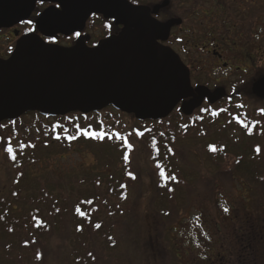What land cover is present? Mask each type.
<instances>
[{
  "label": "trees",
  "instance_id": "obj_1",
  "mask_svg": "<svg viewBox=\"0 0 264 264\" xmlns=\"http://www.w3.org/2000/svg\"><path fill=\"white\" fill-rule=\"evenodd\" d=\"M246 93L247 96L243 95V92L240 93V96L250 102H246V110L240 111L241 113H235L232 108L235 103L227 102L224 107L226 110L216 114L217 116L209 117L207 109L203 111L200 117L194 116L192 120L183 118L184 123H187L183 126L180 124L181 118L178 115H172L170 118L157 123L149 121L142 123L166 125V130L161 131L150 129L142 133L134 131L131 134L115 131L119 125L114 119L115 115H127L112 107L86 116L74 114L53 118L59 129L73 130L86 128V124H83L81 119L86 120L87 127L90 125L99 130L86 132L103 133L101 139L81 136V132L84 131L49 129L39 123L38 119L51 120L52 118L44 117L38 113H30L18 121L0 125V149L3 151L1 157L3 162L8 164L9 171L14 173L16 184H19L21 179L26 178V173L30 168L43 163L42 154L45 152L52 153V155L58 153L64 156L63 154L74 150L76 145L83 141V144H90L91 146L98 144L104 148L109 147L106 149L108 151L111 147L116 149V155L109 151V156H105L109 160L108 165H104V160L102 162L99 158L100 155L96 153L94 157L96 162L88 171L78 175L57 177L47 185L39 184L40 186L37 187L38 200L32 196L29 198L31 204V206L29 205L31 209L29 216L39 219L38 222L41 221L42 223L45 221V216L53 219L59 217L61 222L71 220L74 230L81 229L78 232L82 236L76 237L81 240L82 237L87 239L86 237L91 236V232L87 231L97 228L96 225H100L96 233L104 237V226L100 224V220L103 218V214L110 213V211L111 222L117 220L120 214L123 218L127 217V220H134L133 214L138 199L141 197L139 190L143 187V183L140 177L135 176L136 170L133 172L131 167L134 164L132 159L134 160L138 152L137 144H140L146 150L148 161L153 166L154 177L165 187L161 195L168 198L167 212L158 213L156 210L147 209L140 218L143 226L145 225L147 229L148 240L151 242L146 254L143 255L144 260L141 264H165V260H169L166 262L169 264H264V166L258 163L261 161H254L257 159L256 154H253L251 164H247L246 160L244 161L250 155L248 152L253 150V146H259V144L253 145V141L250 140L246 143L235 141L229 151L220 148L218 144L211 145V152H208L213 160L211 162L217 166L219 162L223 163L228 155L235 157V161L232 160L228 163L229 181L234 180L235 175L243 174L244 177L240 178V181L246 185L249 192L254 191L255 194L252 196L245 195L244 200L238 201L227 212L217 205V215L214 218L201 215V218L204 217L207 226L200 219H194V222L196 220L199 223L202 232H188V230L195 228H186L184 234L187 235L186 246L182 242L180 243L179 237L182 229L179 217L184 213L186 203L180 205L177 199L179 194H183L188 200L190 190L187 191V188L184 191H180V189L166 190L170 183L176 184L171 177L176 178L177 175V147L195 138L193 133L195 132L194 129L198 127L196 124L206 121L213 124L211 118L216 120L224 116L227 123L225 128H221L219 131L234 129L245 131V136L248 139H256L252 134V132H256L253 130L257 128L253 117L264 119V108L256 110L258 111L257 114H254L255 110H249L248 104L251 103L252 99H258L252 95L250 85L244 94ZM128 117L135 120L134 116ZM207 117L209 118L207 119ZM30 118H34V122H36L35 125L38 127L36 131H32L29 125L25 126V131H21L20 128L18 131H1L7 127H19ZM76 121H80L83 127H78L75 124ZM98 127L99 129H97ZM69 137H75V139H69ZM90 145L88 147H91ZM9 147L13 149L12 153L7 151ZM98 151L101 154L102 150ZM111 169L112 171L109 172ZM161 171H164L169 178L161 177ZM229 175L227 174L225 177L229 178ZM260 176L262 178H259ZM154 186L152 184V191L155 190ZM29 191L31 192V189ZM147 192L144 193V196ZM148 193L150 194V192ZM16 197L14 195V198ZM44 209L48 212H45ZM121 220H117V223L112 226H117ZM154 242H159V247H156ZM169 253L171 254L170 259L167 258ZM185 257L189 259V262L184 263L182 261Z\"/></svg>",
  "mask_w": 264,
  "mask_h": 264
},
{
  "label": "rangeland",
  "instance_id": "obj_2",
  "mask_svg": "<svg viewBox=\"0 0 264 264\" xmlns=\"http://www.w3.org/2000/svg\"><path fill=\"white\" fill-rule=\"evenodd\" d=\"M243 20L245 21V19ZM231 41L239 44L237 36L233 37ZM240 49L238 48L237 53L240 52ZM262 63L263 65L259 66L257 70L264 73V61ZM247 87L240 88L239 94L234 89V93H231L234 95H232V98H236L235 96L237 95L240 96V92H243V95L247 96V93L244 94L247 91ZM233 100L234 102L232 100H229V102L235 103L234 107H232L234 110L238 105L245 108L247 107L246 102H250L243 97L236 101L235 99ZM259 100L252 99L251 103L248 104L249 110H255L254 114H257L258 111L256 110L264 108V101ZM225 106L217 107L213 110L208 109L209 115L213 117L217 116L216 114H220L226 110L224 108ZM253 118L257 128L253 130L256 132H252V134L256 139H248L245 136V131L235 129L231 131H219L221 128H225L227 123L226 117L223 116L222 118L213 120V124L210 121L202 122L200 127L196 128L197 130L194 129L195 132L193 135L195 138L177 147V175L174 180L176 184L170 183L166 190L173 191L180 189V191H184L186 188L187 191L190 190L188 200L183 194H179L177 199L180 205H184L185 202L187 208H185L184 213L179 217L182 225L180 226L182 228L180 231L181 234L179 235L180 243L182 242L185 246L187 243V235H184L186 228H195L188 230V232H202L199 223L196 220L194 222V219H200L207 226L204 217L201 218V215L212 216L214 218L217 215V205L221 206L223 210L227 208L230 211L234 204L245 199V195L252 196L255 194L254 191L249 192L246 185L240 181V178L244 177L243 174L235 175L234 180L229 181L230 173L227 170L230 169L227 168L228 163L229 161L232 162V160L235 161V157L228 155L223 163L219 162L216 166L211 162L213 160L208 154V152H211V145L218 144L220 148L229 151L232 149L231 147L235 141H243L246 143L250 140L253 141V145L259 144V146H253V150L248 152L250 155L244 161L246 160L247 164H251L253 162L252 156L256 154L257 159L254 161L259 160L261 162L258 163L264 166V119ZM114 119L119 123L115 131L126 132L125 134H131L134 131L142 133L150 129L157 131L166 130V125L164 126V124H142L137 120L131 119L128 115H115ZM82 120L81 122L83 124L88 125L85 122L86 120ZM38 122L55 131H99L90 125L88 127L85 125L86 128H80L79 130L68 128L59 129L53 119H38ZM35 124L34 118H30L23 125H19V127H7L1 131H18V128L21 131H25V126L28 125L32 131H36L38 127ZM75 124L78 127H83L80 121H76ZM186 124L182 123V126ZM83 143L84 141L79 144L81 146L77 144L74 150L63 154L64 156L58 153L52 155V153L45 152V154H42L43 163L30 168L26 173V178L21 179L19 184H16L14 173L9 171L8 164L3 162V158L1 157L3 151L0 149V264L142 263V260H144L143 255L146 254V250L151 242L148 240L147 229L145 225L143 226L140 218L147 209L156 210L158 213L161 211L167 212L168 198L167 196L161 195L165 187L154 177L153 166L148 161L146 150L140 144H137L138 152L134 160L132 159L134 164L131 167L133 172L136 170L135 176L140 177L143 183V187L140 190L138 189L141 197L138 199V204L133 214L135 217L134 220H127V217L123 218L120 214L117 220L122 219L121 222L113 227L112 225L117 223V220L111 222L112 217H110V211V213L103 214V218L100 220V224L104 226V237L103 235H98L96 233L97 228H95L91 231L88 229L87 232H91V236L86 237L87 239L82 237L79 240L76 237L78 235L82 236V234L78 230H74V225L71 220L61 222L59 217L53 219L52 217L45 216V221L42 223L41 221L38 222L39 219L29 216V212L31 211L29 208L31 206L29 198L32 196L38 200L37 187L47 185L57 177L61 178V176L83 174V172L88 171L93 163L96 162L94 158L96 153L100 155L98 157L101 158L102 162L104 160V165H108L109 160L105 156H109V151L113 155H116V149L113 147L108 151L106 149H109V147L104 148L98 144L91 146L90 144ZM88 145L91 147H88ZM98 150H102L101 154ZM111 171L112 169L109 172ZM227 174L229 178L225 177ZM259 178H262V176ZM152 184L155 185V190L153 191ZM29 189H31V192ZM145 192L148 195L146 193V196H144ZM14 195L17 197L14 198ZM44 211L48 212L46 209ZM159 242H154L156 247H159ZM167 255L168 257H166L170 259L171 254L169 253ZM168 261L165 260V264H169L166 263ZM182 261L187 263L189 259L185 257Z\"/></svg>",
  "mask_w": 264,
  "mask_h": 264
},
{
  "label": "water",
  "instance_id": "obj_3",
  "mask_svg": "<svg viewBox=\"0 0 264 264\" xmlns=\"http://www.w3.org/2000/svg\"><path fill=\"white\" fill-rule=\"evenodd\" d=\"M37 1L61 5L38 21L41 30L71 36L93 14L124 25L117 36L89 48L48 45L38 36L22 38L11 57L0 59V125L30 113L58 118L90 115L114 108L137 121L167 119L184 100L194 97L189 70L170 49L158 44L170 24L160 25L126 0H0V29L26 20ZM264 100V77L252 86ZM199 97L182 105L191 116L205 98L226 97L224 89L198 88Z\"/></svg>",
  "mask_w": 264,
  "mask_h": 264
},
{
  "label": "flooded vegetation",
  "instance_id": "obj_4",
  "mask_svg": "<svg viewBox=\"0 0 264 264\" xmlns=\"http://www.w3.org/2000/svg\"><path fill=\"white\" fill-rule=\"evenodd\" d=\"M126 1L147 13L153 22L170 24L167 33L157 38L158 44L172 50L180 58L189 70L194 90V97L182 101L171 114L180 116L181 125L184 123L183 118L192 120L207 109L224 106L229 100H239L241 97L238 95L232 98L234 89L239 94L240 88L250 84L252 88L255 82L264 77V73L257 70L264 61V0ZM50 10H61V5L37 1L26 20L1 28L0 59H9L18 42L30 35L38 36L48 45L72 48L81 41L87 47L94 48L102 40L117 36L125 29L124 25H117L115 20L93 14L84 29L71 36L48 33L39 28L38 21ZM235 36L239 44L231 41ZM238 48L241 49L237 53ZM202 87L212 93L224 89L227 95L215 104L205 98L191 116H186L182 112V105L199 97L197 89ZM242 110H246V107L238 105L235 113H241Z\"/></svg>",
  "mask_w": 264,
  "mask_h": 264
},
{
  "label": "snow or ice",
  "instance_id": "obj_5",
  "mask_svg": "<svg viewBox=\"0 0 264 264\" xmlns=\"http://www.w3.org/2000/svg\"><path fill=\"white\" fill-rule=\"evenodd\" d=\"M78 35H79V33H77V36H78ZM103 135H104L103 133H88V132H86V131L81 132V136L89 137V138H96V139H101V138H103ZM69 139H75V137H69ZM7 151H8L9 153H12L13 149H12L11 147H9V148H7ZM213 151H215V149H213ZM257 151H259V149H257ZM13 159H15L14 156H13ZM160 175H161V177H164L165 179H168V178H169V177L166 176V174H165L164 171H161V172H160ZM171 179L175 180L176 178H175V177H171ZM77 211H79V210H77ZM224 211L227 212L228 209L225 208ZM96 227L99 228L100 225H96ZM78 230H81V229L78 228Z\"/></svg>",
  "mask_w": 264,
  "mask_h": 264
}]
</instances>
